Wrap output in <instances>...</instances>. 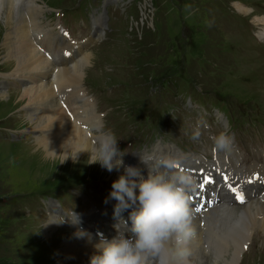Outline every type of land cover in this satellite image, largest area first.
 Returning <instances> with one entry per match:
<instances>
[{
	"label": "rangeland",
	"instance_id": "obj_1",
	"mask_svg": "<svg viewBox=\"0 0 264 264\" xmlns=\"http://www.w3.org/2000/svg\"><path fill=\"white\" fill-rule=\"evenodd\" d=\"M37 1L48 5L40 15L43 23L61 10L83 5L86 15L90 12L91 25H95L94 35L103 30V38L98 43L90 38L84 49L91 55L83 67L82 87L93 94L107 116L116 112L122 121L132 124L141 112L152 119L163 118L165 113V122L153 129L161 135L162 144L176 146L180 145L176 133L183 123L187 122L185 129H189L201 115L193 117L196 109L189 112L186 101L200 105L205 112L208 98H226L242 110L264 117V43L247 40L252 24L263 23L264 0H241L246 5L241 9L231 0H199L192 9L190 1L195 0ZM209 2L214 4L213 23L207 22L204 11L205 3L211 7ZM19 7L23 13L22 4ZM203 27L217 39L209 47L213 54L204 52L209 40ZM2 54L0 45V73H8L15 65L10 66ZM185 84L190 85L189 91H183ZM6 88L18 89L14 85ZM18 99L0 100L4 102L0 103V264H69L61 246L71 225L55 217L46 234L47 210L53 206L51 214L60 211L65 221H71L87 215L95 205L108 209L113 199L106 202V198L114 179L91 168L90 161L74 165L59 161L54 165L61 169L58 173L37 177L35 172L41 166L53 162L37 146H23L35 137L24 132L27 123ZM255 197L264 206L263 199ZM242 204L235 205L238 211ZM247 244L238 264H264V231L255 225Z\"/></svg>",
	"mask_w": 264,
	"mask_h": 264
},
{
	"label": "bare ground",
	"instance_id": "obj_2",
	"mask_svg": "<svg viewBox=\"0 0 264 264\" xmlns=\"http://www.w3.org/2000/svg\"><path fill=\"white\" fill-rule=\"evenodd\" d=\"M21 4L24 7L23 13L19 12ZM45 6L48 9L44 1L40 3L37 0H0L2 57L10 61V66L15 65L10 72L0 73V100L9 99V97L19 98L17 101H21L24 107L27 123L24 132L35 137L34 141L25 142L23 146H37L52 159V164H48V167L41 166L35 172L37 177L52 171L58 173L61 170L56 167L59 161L62 165L89 161V153L85 150L90 151L94 145L93 126L102 123L100 115L92 109L94 104L82 102L78 104L79 108H83V113L78 114L75 111L73 117L84 124V128H80L75 124L74 119L71 120L65 115L58 103L55 89L61 86L82 87L85 74L83 67L89 63L91 54L83 53L80 57L62 64L51 62L43 56L29 39V28L24 13L29 15L32 27L48 25L49 22L43 23L40 20L41 13L46 12ZM262 21L264 23V20ZM48 34L52 35V32L49 30ZM52 40V46L56 51L60 52L63 47L68 46L62 41L61 36H54ZM82 47L84 48L83 44H81ZM12 85L18 87L17 91H11L10 88L7 90L6 87ZM0 103L4 102L0 101ZM162 148L166 150L162 152ZM159 149L163 164L168 162L169 155L185 153L173 143H161ZM170 160L171 157H169ZM153 165L161 164L149 163V166ZM149 166H146L147 168L138 166V168L146 176ZM90 167L100 169L102 173H107L114 180L123 174V168L109 172L98 162L90 163ZM111 186L110 183V189ZM261 198L264 199V196ZM115 204L116 201L113 199L111 207L102 210L103 213L99 215L97 222L93 220L95 216L88 214L71 222L70 234L67 238L65 237L61 246V254L69 264H90V258L97 253L94 246L100 242L101 238L111 240L117 236L118 228L127 231L126 237L132 235L129 219L131 209L123 212L121 218H117L113 214ZM236 204L238 203H233L224 196L218 206L204 212H194L193 226L196 236L188 245L189 264H238L246 245L247 248L249 247L248 240H252L254 226L264 231L262 202L255 196L249 197L239 211L235 207ZM190 206L192 208L191 204ZM52 210L53 206L49 212L50 220L44 225L46 234L52 229L56 217L55 214H51ZM121 219L127 221V226L121 223Z\"/></svg>",
	"mask_w": 264,
	"mask_h": 264
},
{
	"label": "clouds",
	"instance_id": "obj_3",
	"mask_svg": "<svg viewBox=\"0 0 264 264\" xmlns=\"http://www.w3.org/2000/svg\"><path fill=\"white\" fill-rule=\"evenodd\" d=\"M95 142L89 153V163H100L109 172L123 168V174L112 182L107 199H114V216L131 209L130 231H122L108 240L101 238L94 247L97 253L90 264H189V242L196 236L194 210L190 206L188 188L195 190V179L186 171H176L178 160L160 166H149L147 175L132 165H125L124 152L118 149L115 134L102 124L93 126ZM209 128L203 116L198 118L191 139L198 141L202 130ZM216 152L228 153L232 136L220 130L210 136ZM143 160V159H142ZM144 161V160H143ZM127 226V221L121 219Z\"/></svg>",
	"mask_w": 264,
	"mask_h": 264
},
{
	"label": "trees",
	"instance_id": "obj_4",
	"mask_svg": "<svg viewBox=\"0 0 264 264\" xmlns=\"http://www.w3.org/2000/svg\"><path fill=\"white\" fill-rule=\"evenodd\" d=\"M200 1L199 0H195L194 2H192V1H190V3H191V9L192 8H195V4H200L199 3ZM206 5H207V7L205 6L204 7V11H205V13H206V20H207V22H209V23H213V15H212V12H211V10H213L212 9V6L210 7L209 6V4L208 3H205ZM211 12V13H210ZM194 13H195V11H194ZM196 19H197V22H199V17H198V15H197V12H196ZM200 20H202V18L200 19ZM216 21V20H215ZM205 26H207V25H205ZM207 29L208 28H205V27H203L202 28V31H203V34L207 37L206 38V40H209V42L207 43H205V49H204V52H205V54H209V53H211V54H213V49L211 48V49H209V47H212L211 45H212V43H214L215 42V40H217L215 37H214V35H213V33L211 32V30H209V31H207ZM211 44V45H210ZM190 67V66H189ZM189 69V68H188ZM192 70V69H191Z\"/></svg>",
	"mask_w": 264,
	"mask_h": 264
},
{
	"label": "snow or ice",
	"instance_id": "obj_5",
	"mask_svg": "<svg viewBox=\"0 0 264 264\" xmlns=\"http://www.w3.org/2000/svg\"><path fill=\"white\" fill-rule=\"evenodd\" d=\"M65 35H67V33H65ZM232 190H233V192H236V189H235V188H233ZM236 199H237L238 201H240L241 203L244 202V201H243V196H242L239 192L236 193ZM202 207H203V206H197V207H195V211H196L197 213H199V212L202 210Z\"/></svg>",
	"mask_w": 264,
	"mask_h": 264
}]
</instances>
